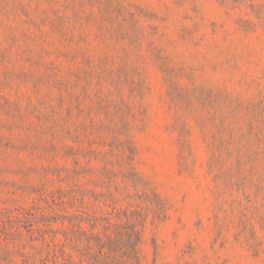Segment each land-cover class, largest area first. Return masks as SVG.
<instances>
[{
    "label": "rangeland",
    "instance_id": "rangeland-1",
    "mask_svg": "<svg viewBox=\"0 0 264 264\" xmlns=\"http://www.w3.org/2000/svg\"><path fill=\"white\" fill-rule=\"evenodd\" d=\"M0 264H264V0H0Z\"/></svg>",
    "mask_w": 264,
    "mask_h": 264
},
{
    "label": "trees",
    "instance_id": "trees-1",
    "mask_svg": "<svg viewBox=\"0 0 264 264\" xmlns=\"http://www.w3.org/2000/svg\"><path fill=\"white\" fill-rule=\"evenodd\" d=\"M139 236H137L135 239V242L136 243H133L132 244V252H130L128 255L131 257V259H134V258H136V252H135V250H134V246L137 244V242H139V238H138ZM129 238H132V237H129Z\"/></svg>",
    "mask_w": 264,
    "mask_h": 264
}]
</instances>
